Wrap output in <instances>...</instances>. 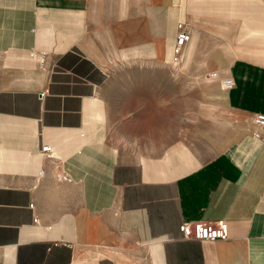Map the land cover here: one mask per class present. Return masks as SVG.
<instances>
[{"label":"crops","instance_id":"crops-1","mask_svg":"<svg viewBox=\"0 0 264 264\" xmlns=\"http://www.w3.org/2000/svg\"><path fill=\"white\" fill-rule=\"evenodd\" d=\"M13 2L0 17V264H264V129L252 122L264 114V0ZM179 22L184 59L219 37L236 52L227 103L248 131L200 166L179 143L151 171L112 138L133 111L114 65L167 63ZM200 220L227 222L228 239H182L179 225Z\"/></svg>","mask_w":264,"mask_h":264},{"label":"rangeland","instance_id":"rangeland-1","mask_svg":"<svg viewBox=\"0 0 264 264\" xmlns=\"http://www.w3.org/2000/svg\"><path fill=\"white\" fill-rule=\"evenodd\" d=\"M13 3V0H0V17ZM233 30H238V26ZM232 36L234 41L238 40ZM225 46L219 37L215 39L214 51H197L189 58L181 56L178 62L172 55L165 64L154 63L148 57L139 60L137 55L119 59L114 65V84L133 110L127 116V129L112 132L123 155L147 164L152 171L154 162L161 161L166 152L183 143L200 166L248 131L245 122L230 112L228 91L221 86V79L227 77L224 69L236 53ZM31 56L34 58L36 52H31ZM1 57L3 52H0V79L4 75ZM212 73L218 74L217 79L210 76ZM173 160L172 169L183 170L176 156ZM30 205L33 209L34 204L33 208Z\"/></svg>","mask_w":264,"mask_h":264},{"label":"built area","instance_id":"built-area-1","mask_svg":"<svg viewBox=\"0 0 264 264\" xmlns=\"http://www.w3.org/2000/svg\"><path fill=\"white\" fill-rule=\"evenodd\" d=\"M178 34L173 47V56L176 62H178L186 48V45L191 40V35L185 27L184 23H178L177 25ZM211 77L215 78L218 76L217 73L210 74ZM221 84L226 91H230L234 88L235 82L231 77H224L221 79ZM47 91L40 93V98L43 99L47 95ZM253 125L258 130L264 129V114H255L252 118ZM253 136L256 138H261V133L259 131H254ZM42 158L46 162L52 164L55 163L56 157L51 146L45 145L41 148ZM30 207L33 208L31 204ZM34 222H38V218H34ZM182 239L193 240L198 242H216L224 241L228 239V224L225 221H193L188 223H182L178 228Z\"/></svg>","mask_w":264,"mask_h":264},{"label":"bare ground","instance_id":"bare-ground-1","mask_svg":"<svg viewBox=\"0 0 264 264\" xmlns=\"http://www.w3.org/2000/svg\"><path fill=\"white\" fill-rule=\"evenodd\" d=\"M181 13H182V11H181ZM212 78H213V77H212ZM216 79H217V76H216ZM213 80H214V79H213ZM203 82H204V81H203ZM221 86H222L223 90H225V88L223 87V85H221ZM184 154H185V153L182 154L183 156L181 155V156H182L181 159H183V160H184V159L186 158V156H187V155H184ZM179 158H180V157H179ZM179 158H178V159H179ZM175 171H176V170H175ZM170 174H171V173H170ZM174 175H175V174H174Z\"/></svg>","mask_w":264,"mask_h":264}]
</instances>
